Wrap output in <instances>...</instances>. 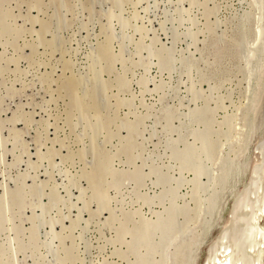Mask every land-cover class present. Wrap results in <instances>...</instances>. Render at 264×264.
Instances as JSON below:
<instances>
[{"label": "rangeland", "instance_id": "obj_1", "mask_svg": "<svg viewBox=\"0 0 264 264\" xmlns=\"http://www.w3.org/2000/svg\"><path fill=\"white\" fill-rule=\"evenodd\" d=\"M261 29L264 0H0V264H178L217 198L200 264L264 176Z\"/></svg>", "mask_w": 264, "mask_h": 264}, {"label": "bare ground", "instance_id": "obj_2", "mask_svg": "<svg viewBox=\"0 0 264 264\" xmlns=\"http://www.w3.org/2000/svg\"><path fill=\"white\" fill-rule=\"evenodd\" d=\"M256 29H257V27H256ZM261 30H263V29H261ZM260 35H262V38H264V30L260 33ZM255 41H253V42H255ZM262 121H263V118H262ZM258 124H259V122H258ZM258 124H255V125H258ZM258 126H256V127H258ZM252 129L254 130L255 128L253 127ZM259 144H260V142H259ZM262 147L264 148V146H262ZM262 147H260V150ZM256 148H258V146ZM243 150H245V149L244 148L241 149V152H240L241 154H242ZM263 155H264V153H263ZM262 158L264 161L263 156H262ZM191 159H192V157H191ZM187 161L184 164H188L189 162H187ZM261 169H262V166H261L260 162L256 165H254L253 170L251 171L254 176H251L249 184H247V186H245V188L243 189V192L235 199L233 207L230 211V216L227 220L228 225L226 227H224L223 229H221L216 234V236L208 243L206 252H205L204 257L201 260L200 264H264V184H263L264 183V176L262 177V176L258 175L259 177L258 178L256 177V175L260 172L259 170H261ZM240 170H241L240 166H239V169L235 168L234 169V175L236 174L238 176ZM240 172H242V171H240ZM237 176H236V178H237ZM236 178H234V180ZM205 184H206V182H205ZM236 185H237V183H236ZM208 188H209V186H208ZM221 191H222V189H221ZM180 194H182V193H180ZM251 195H252V197H251ZM253 196H254L255 200L253 202H251ZM222 197L223 196H220V198H222ZM206 198H207V196H206ZM220 198L218 196V200ZM202 201L206 202V200H202ZM212 202L214 203V205L212 206V210H213L212 212L215 213L216 210L214 209V207L217 205V198L212 199ZM203 204L204 203H202V205ZM207 204H208V202H207ZM175 205H177V204H175ZM204 205H203V208L206 207ZM177 207H178V205H177ZM179 207H181V206H179ZM179 207L177 208L178 210H179ZM242 207H243V209H242ZM220 208H222V207H220ZM205 209H207V208H205ZM199 210H201L200 207H199ZM208 212H209V210H208ZM212 212H210L209 218L202 220L204 225H202V227H200L201 228L200 230H197V228H196L199 225V222H198V220L196 221V218L191 220L192 223H190V221L187 222L183 227L185 229H183V228H182L183 230L181 229L180 233L183 234V232L188 230L187 231L188 234L186 233L187 234L186 237H183V238L181 237L182 238L181 243L184 245L183 248L186 247V249H185L186 253L183 255V251L178 252L176 250V252H178V254H175L174 257L177 256V259L179 261L178 264H196L197 259H198V254H199V247H200V244L203 243L202 242V240H203L202 236L205 237L204 234H206V232H208L209 229H211L212 224L215 222L216 217L214 219L210 220V218H212L213 217L212 215L214 214ZM200 216H202V215H199V217H197V218H200ZM190 218H192V217H190ZM244 221H245V223H247L246 227L248 230L246 231V233H244V237L242 236L241 238L246 237L248 239V242H245L246 244H244L243 247H241V249H240L239 245L237 246V243L241 239L240 238V231L242 230L241 222H244ZM192 224H194V226L192 228H189L190 225H192ZM230 227L234 228L233 229L234 233L231 232V235L228 236V234H229L228 230L230 229ZM153 234H154V232H153ZM182 234L180 236L184 235V234L183 235ZM176 236L178 238V235H176ZM58 237H60V236H58ZM206 237H208V236L206 235ZM230 237H231V239H230ZM175 238L176 237H174L171 240L173 241ZM60 241H62V240L60 239ZM203 241H206V240H203ZM242 242H243V240H242ZM177 246H175V249ZM179 246H181V244ZM235 248L236 249L239 248L241 250V253H242L241 258H240V256H235V251H236ZM179 251H180V249H179ZM169 262H171V261H168V259H166L163 262V264H170ZM173 264H174V262H173Z\"/></svg>", "mask_w": 264, "mask_h": 264}, {"label": "water", "instance_id": "obj_3", "mask_svg": "<svg viewBox=\"0 0 264 264\" xmlns=\"http://www.w3.org/2000/svg\"><path fill=\"white\" fill-rule=\"evenodd\" d=\"M246 224L245 221L244 222H241V225H242V230L240 231V238L243 236L244 237V233H246V231L248 230L247 227H246ZM243 240V242H242ZM238 242V241H237ZM245 242H248V239L245 237V238H241L239 240V242L237 243V246L239 245V248L241 249V247H243L244 244H246ZM236 246V247H237ZM236 249L235 251V256H240V258L242 257V253H241V250L240 249Z\"/></svg>", "mask_w": 264, "mask_h": 264}]
</instances>
